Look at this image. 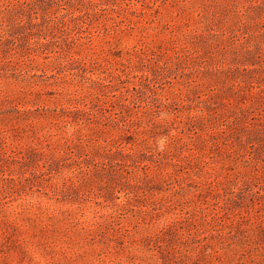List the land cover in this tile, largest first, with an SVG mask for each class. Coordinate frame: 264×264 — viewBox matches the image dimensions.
Wrapping results in <instances>:
<instances>
[{
    "label": "rangeland",
    "instance_id": "1",
    "mask_svg": "<svg viewBox=\"0 0 264 264\" xmlns=\"http://www.w3.org/2000/svg\"><path fill=\"white\" fill-rule=\"evenodd\" d=\"M0 264H264V0H0Z\"/></svg>",
    "mask_w": 264,
    "mask_h": 264
}]
</instances>
